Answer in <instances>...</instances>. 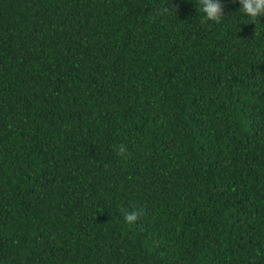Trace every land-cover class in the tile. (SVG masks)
<instances>
[{
	"label": "trees",
	"instance_id": "1",
	"mask_svg": "<svg viewBox=\"0 0 264 264\" xmlns=\"http://www.w3.org/2000/svg\"><path fill=\"white\" fill-rule=\"evenodd\" d=\"M238 8L0 0V264H264V16Z\"/></svg>",
	"mask_w": 264,
	"mask_h": 264
},
{
	"label": "clouds",
	"instance_id": "2",
	"mask_svg": "<svg viewBox=\"0 0 264 264\" xmlns=\"http://www.w3.org/2000/svg\"><path fill=\"white\" fill-rule=\"evenodd\" d=\"M238 11L247 19L255 21L264 16V0H238ZM198 11L202 13V19L210 21H219L224 16V0H198ZM264 55V53H258ZM121 153L124 152V147L118 149ZM142 210L131 208L124 210V219L128 222L137 220L139 213Z\"/></svg>",
	"mask_w": 264,
	"mask_h": 264
}]
</instances>
